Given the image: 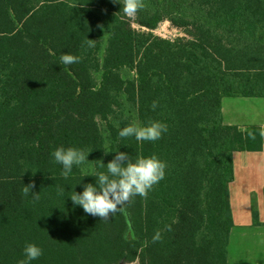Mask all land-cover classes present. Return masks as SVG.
<instances>
[{"label": "trees", "instance_id": "trees-1", "mask_svg": "<svg viewBox=\"0 0 264 264\" xmlns=\"http://www.w3.org/2000/svg\"><path fill=\"white\" fill-rule=\"evenodd\" d=\"M8 13L35 7L113 6V0H3ZM136 30L125 24V67L132 76L81 79L41 28L28 30L13 16L24 43L0 45V62L52 59L79 88L59 99L77 101L87 90L126 89L129 124H167L156 141L128 137L132 160L156 155L165 176L146 197L135 196L108 220L74 206L70 195L95 184L106 164L8 167L9 130L0 162V264H18L26 244L43 254L30 264H227L234 226L229 185L234 154H264L263 127L223 122L222 100L264 98V0H144ZM167 20L187 37L154 34ZM153 101L158 102L155 110ZM34 192L22 194L29 183ZM63 188V194L58 189ZM159 232L161 239L153 242Z\"/></svg>", "mask_w": 264, "mask_h": 264}, {"label": "rangeland", "instance_id": "rangeland-1", "mask_svg": "<svg viewBox=\"0 0 264 264\" xmlns=\"http://www.w3.org/2000/svg\"><path fill=\"white\" fill-rule=\"evenodd\" d=\"M12 16L27 29L45 28L62 54L78 56L79 62L70 66L81 79L126 81L132 77L125 67L124 26L127 22L136 30L141 27L135 22V15L129 17L123 12L122 5L45 6L8 13L0 0V45L24 43ZM154 34L171 40L187 37L167 20L159 24ZM89 39L94 40L93 47L86 43ZM78 92L79 88L52 59L0 62V162L7 134L16 123L22 125L12 138L8 167L61 165L52 156L61 146L89 152L82 165L108 163L115 150L129 153L128 138L118 135L129 124L126 89L87 90L81 99L65 101L53 118L59 99ZM223 100L226 120L241 125L264 120V98L235 96ZM104 149L109 150L107 155ZM234 160L235 176L237 171H243L241 175L252 178L231 183V194L235 187L253 181L251 175L257 176L261 170L264 154L237 153Z\"/></svg>", "mask_w": 264, "mask_h": 264}, {"label": "clouds", "instance_id": "clouds-1", "mask_svg": "<svg viewBox=\"0 0 264 264\" xmlns=\"http://www.w3.org/2000/svg\"><path fill=\"white\" fill-rule=\"evenodd\" d=\"M114 3L122 5L123 12L129 16H134L138 11L145 8L144 0H113ZM102 27V25H101ZM93 39L86 43L93 47ZM80 58L71 53L62 54L61 65H71L79 62ZM158 106L157 101H153L152 109ZM167 124L160 121H149L146 125L136 122L130 123L120 129L118 135L121 138L135 137L137 141H156L167 131ZM260 135L264 137V128ZM105 150V149H104ZM112 151V150H111ZM109 150H105L107 155ZM88 153L75 147H59L53 153L54 161L63 166L61 175L65 178L71 173L73 166H80L88 159ZM104 163L101 167H104ZM166 162L160 160L156 155L140 156L132 160L129 153L115 150V155L106 164L107 171L94 175L97 180L95 184L88 183L83 186L82 192L74 191L70 198L74 206H81L88 215L98 216L100 220H108L118 211H123L124 207L135 196L146 197L154 185L159 183L165 176ZM35 183H29L22 189V194L28 196L30 193L34 200L39 199V193L34 192ZM64 189H58L59 194H63ZM161 239L159 232L153 237V242ZM43 254V250L35 243L26 244L24 248V259L18 264H30Z\"/></svg>", "mask_w": 264, "mask_h": 264}, {"label": "crops", "instance_id": "crops-1", "mask_svg": "<svg viewBox=\"0 0 264 264\" xmlns=\"http://www.w3.org/2000/svg\"><path fill=\"white\" fill-rule=\"evenodd\" d=\"M40 8H42V6L35 7L32 9H14L13 11H35ZM37 28L38 27H36L35 29ZM39 28L45 30L49 35L48 31L45 28ZM251 98L256 99L258 97ZM223 101L224 100H222V115L223 122L225 124L238 125L240 127H245L248 125H259L264 128V120H262L261 123L242 125L236 123V121L226 120ZM235 154L233 160L235 158ZM242 172L243 171H237L235 176L234 160V179L231 183H234L240 180L241 178V183L247 180V178H252L245 177L244 174L241 175ZM251 176H253L252 182L245 183L243 187H235L233 190L234 193H230V201L234 214V226L231 230L229 237L227 264H264V162L262 164L261 170L257 173V176L254 174ZM245 185H251V187L245 188ZM254 187H256V189L250 191Z\"/></svg>", "mask_w": 264, "mask_h": 264}]
</instances>
